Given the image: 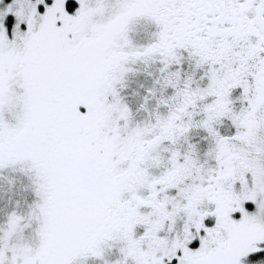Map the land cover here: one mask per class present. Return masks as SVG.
I'll list each match as a JSON object with an SVG mask.
<instances>
[{
  "label": "flooded vegetation",
  "instance_id": "1",
  "mask_svg": "<svg viewBox=\"0 0 264 264\" xmlns=\"http://www.w3.org/2000/svg\"><path fill=\"white\" fill-rule=\"evenodd\" d=\"M108 2H124V7L119 13L110 9L108 22L93 34L87 57L90 67L96 66L86 73L87 84L78 90L80 100L73 112L87 124L105 110L124 114L126 119H120L115 129L120 137L130 128L143 135L132 158L126 154L127 158L118 156L112 163L101 161L98 173H92L96 182L87 181L88 190L78 187L82 196L80 192L71 194L73 199H85L82 204H90L92 211H101L93 235L76 248L74 260L89 261L100 253L119 257L120 264H155L151 259L156 258V246L168 258L166 264H190L180 246L174 249L173 259L168 257L167 250L173 249L175 241L179 243L183 231L188 240L185 249L193 250L196 259L202 256L196 254L194 249L199 247H193L194 243L200 244L203 238L208 244L217 233L227 246L222 247L224 251L208 253L201 264H230L254 243L236 226L252 211L247 190L264 170V0ZM35 6L46 10L45 5ZM6 24L8 27V21ZM55 60V52L45 56L50 67ZM161 66L168 72L166 83L143 100L138 96L140 80L148 71L160 73ZM79 79L75 59L64 62L47 89L52 91V108L65 97L55 91L67 93ZM132 85L137 86L139 99L127 96ZM25 134L18 146L0 148V157L9 161L24 157L25 148L36 145L38 139L36 132ZM129 140L124 141L125 152L134 144ZM181 152H190L192 163H184ZM73 155L67 153V161L59 169L58 179L63 178L64 183L59 195L62 202L66 190L70 191L67 184L77 185L67 176ZM184 191L187 211L192 212L193 206L205 207L198 225L177 223L178 216L185 214L182 206H176ZM71 208L60 202L56 216ZM54 223L58 227L60 220L54 219ZM128 238L134 243L123 251L117 244ZM43 252L46 260L50 245ZM98 261L101 259L93 262Z\"/></svg>",
  "mask_w": 264,
  "mask_h": 264
},
{
  "label": "rangeland",
  "instance_id": "2",
  "mask_svg": "<svg viewBox=\"0 0 264 264\" xmlns=\"http://www.w3.org/2000/svg\"><path fill=\"white\" fill-rule=\"evenodd\" d=\"M52 1L54 4L48 6L47 2L51 0H0V148L18 146L22 140L26 139L27 131L28 135L33 132L38 135L36 145L25 148L24 157L17 156L13 161L0 157V176L5 179H0V188L9 187L10 183L21 180L25 183L23 186L30 198L34 199L31 207L24 211L11 210L5 215L0 212V264H120L118 260L113 259L114 263L109 259L111 257L100 253L94 255L91 260H87L88 262L82 257L79 259L82 261L74 260L76 257L73 253L76 248L82 247L93 235L100 220L101 211L97 213L92 211L90 204L88 206L82 204L85 199H73L71 195L78 194L82 188L88 190L85 186L90 183L87 181L90 179L93 181V172L98 173L97 165L100 162H93L91 159L98 149H103V153L99 156L100 161L104 157L112 159L117 157V149L114 147L120 135L119 131L115 130L118 129L117 123L113 121L109 123L108 118L111 115L105 110V115H98L94 122L96 124L92 125L91 129L85 130L88 127L85 118H81V123L77 126L72 120L66 121L69 128L64 129L61 126L64 125L62 124L64 116L66 120V117L72 114L73 109L75 111L79 104L78 90L83 89L87 84L86 73L88 74V71L96 66L93 63L90 67L89 57H87L91 43L95 39L93 34L97 28H101L108 22L110 9H115L119 13L124 7V2L109 5V0H77L79 7L76 13L68 14L65 9V3L68 0ZM35 5L40 7L45 5L46 10L39 12ZM9 17L14 18L10 30L6 24ZM100 32L101 30L97 31V33ZM50 51L56 54V64L52 67L45 61V56ZM73 58L76 69L80 72V79L71 83L67 93L55 91L57 95L64 94L65 97L62 98L64 102H57L52 108L53 100L50 97L52 91L47 89L53 85L58 70L64 62ZM163 67L161 66L160 73L156 70L148 71L140 80L139 85L142 87L139 88L138 96H143V100L148 93L153 91L155 94L158 86L166 83L165 76L168 72L166 73ZM132 83L133 81L129 84ZM137 94L136 85L128 87L127 96L132 95L139 99ZM46 104L50 106L47 108ZM78 129L84 131L81 138H79ZM99 134L106 136L101 137L98 136ZM72 152L75 155L69 158L67 176L71 182L76 181L77 185L67 184L70 191L66 190V201L62 202L59 195L64 183L63 178L58 179L61 174L59 169L61 163H66L67 153ZM123 154L126 158V154L132 158L133 150L124 151ZM181 157L184 163L193 161L190 152H181ZM25 158H27L26 162L23 160ZM134 160L140 161L138 158ZM91 162L92 164L89 165ZM154 172L157 173V171ZM120 173L121 171L117 176ZM30 180L32 184L26 185ZM247 191H249L248 206L253 211L243 217L236 229L246 233L243 234L244 236L240 233L243 237L257 243L250 250L244 249L245 254L249 255L262 250L264 245V170L255 186ZM79 196H82V191ZM254 196L256 197L253 198ZM186 200L187 195L184 191L178 198L176 206H182L185 214L178 216L177 223L198 225L206 211L203 209L205 207L193 206L192 212L187 211L189 203ZM60 202L69 204L72 208L56 216ZM54 219L60 220L58 227ZM218 229L225 230L222 226ZM229 230L233 232L231 227ZM155 234L156 231L153 233V238L156 237ZM219 237L215 233L208 240L207 246L204 242L202 243L201 248L196 250L198 251L196 254L202 256L198 259L193 250L185 249L188 241L187 232H180L178 244L182 248L180 251L184 254L183 257L190 264H201L208 253L224 251L222 247L225 248L227 244L223 243ZM133 243V240L128 238L117 245L118 247L122 245V250L126 251L130 246L132 247ZM47 245H50L51 253H49L50 258L47 256L45 260L43 250ZM150 247L153 248V245ZM154 250L155 256L160 255L161 249L155 246ZM167 252L173 259L175 251L167 250ZM223 257L227 256L223 255ZM241 257L230 264H264V262L250 263L249 257L242 259ZM97 258L101 261L93 262L97 261ZM163 258L165 257L152 258L151 261ZM167 260L163 262L167 263Z\"/></svg>",
  "mask_w": 264,
  "mask_h": 264
},
{
  "label": "trees",
  "instance_id": "3",
  "mask_svg": "<svg viewBox=\"0 0 264 264\" xmlns=\"http://www.w3.org/2000/svg\"><path fill=\"white\" fill-rule=\"evenodd\" d=\"M76 10H77V4H76V2L74 0H69L68 3H67V5H66V12L68 14H73ZM40 11L41 10H39V12ZM12 20H13V18L12 17H9V20H8V27L9 28L12 26L11 23L14 22ZM103 114L105 115V112H103L101 114H98V115H103ZM107 114H110L111 115L110 118H108V120L110 119L109 123L111 121H113L115 123H119V120L120 119H126V116L124 114H117V113H112V112L111 113H107ZM98 115H95V116L91 117V122L88 123V127H86L85 130L86 129L87 130L88 129H91L92 125L96 124L94 122L97 120V116ZM81 118L82 117L78 118L77 116H75L74 115V112H73L72 114H70V115H68L66 117V121L67 120H72L74 122V125L76 126L77 125V123H76L77 121H79L81 123V120L83 119V118L82 119ZM64 119H65V116H64ZM143 119H146V118L143 117ZM141 120H142V117L140 119H138V120H132V121H130V123H136V121H141ZM66 121H64V123H62L64 125L61 126L64 129L69 128ZM119 124H121V123H119ZM78 131H79V138H81V135H83V132L84 131L82 129H78ZM133 132L134 131L132 130V128H130V130L127 131V133L124 134V136L119 137V138L116 139L117 145H115L114 147L117 149V157L118 156L121 157L122 155H125V154H123L124 151H125L123 146L125 145L124 141L127 138H129L132 141V143H134V144H132V145L129 146V150H131V149L132 150H135V148L139 147V145H140V139H141V137H142L143 134L142 135H137V134H135ZM98 136L105 137L106 135L104 136V135L99 134ZM135 139H137V140H135ZM77 150H79V148ZM119 151H121L120 154H119ZM102 153H103V149H98L95 152V156H92L91 157L92 161L93 162L94 161L101 162L99 156ZM112 160H114V159L108 158V157H104V159L102 160L101 163H112ZM90 164H92V162L89 163V165ZM0 179L5 180L1 176H0ZM92 182L95 183L96 181L93 180ZM29 183L32 184V180L28 181L26 185H28ZM5 184H7V183H5ZM23 184L25 185V183L23 181L17 180L15 183H10L9 184V187H1L0 188V212L2 214L5 215L8 212H10L11 210L12 211L13 210L24 211L27 208H29V206L31 207V204H32V202H34V199H31L30 198V195H28V192L25 189V187L23 186ZM10 185H12V186H10ZM26 232H30V231H26ZM195 239H198V238H194V240ZM203 242H204V245L207 246V244H205V240L203 238H201L200 239V244H198V242L196 244L194 243L193 247H195L197 245L199 247V248H196L194 250H199L201 248ZM179 246L180 245L175 241L174 244L172 245L173 249H171V250H174L175 248H179ZM109 259L111 261L113 260V258H109ZM261 260H264V251L261 252V255L260 256H258L257 258H254L253 262H258V261L260 262Z\"/></svg>",
  "mask_w": 264,
  "mask_h": 264
}]
</instances>
